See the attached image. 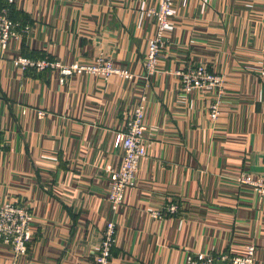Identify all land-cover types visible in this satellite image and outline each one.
<instances>
[{
	"label": "crops",
	"instance_id": "1",
	"mask_svg": "<svg viewBox=\"0 0 264 264\" xmlns=\"http://www.w3.org/2000/svg\"><path fill=\"white\" fill-rule=\"evenodd\" d=\"M159 4L13 0L32 32L0 44V203L30 209L33 234L17 258L0 244V264H95L112 219L111 264H186L189 254L236 255L249 245L264 264V195L238 182L264 172V0H174L158 73L148 78L156 24L147 11ZM19 57L63 65L104 57L134 77L83 74L61 84L58 69L23 70ZM194 64L225 78L217 120L213 93L181 87L177 71ZM141 100L148 156L115 214L116 137Z\"/></svg>",
	"mask_w": 264,
	"mask_h": 264
},
{
	"label": "built area",
	"instance_id": "2",
	"mask_svg": "<svg viewBox=\"0 0 264 264\" xmlns=\"http://www.w3.org/2000/svg\"><path fill=\"white\" fill-rule=\"evenodd\" d=\"M9 4L13 0H8ZM10 8H4L0 13V44L5 47L11 40H24L32 32L29 24H22L11 18ZM174 16V0H160L157 8L147 11V17L156 24L155 34L149 40L145 69L147 77L151 78L158 73V61L162 46L166 40V34L170 28V22ZM15 65L23 70L36 69L44 71L58 69L60 73L59 82L65 84L68 79L75 75L89 74L91 76L111 77L118 75L126 79L134 76L124 69L116 67L113 62L104 57H99L94 64H72L63 65L60 62L48 60H32L19 57ZM182 89L187 93L194 91L213 93L215 100L210 106V117L217 120L221 115L222 101L225 96V78L223 75L213 73L202 64H194L177 71ZM146 104L141 100L125 120V131L116 137V146L123 152V159L118 169H111L113 179L109 187V201L115 214L125 203L126 192L136 185L137 174L140 163L147 158L148 153L143 142L145 134ZM38 116L43 118L44 112ZM238 182L254 187L255 192L264 195V172L258 178L242 174ZM168 211L176 213L177 206H170ZM155 218H162L161 212H153ZM33 214L24 205L10 202L0 203V244L10 247L15 258L27 252L28 245L32 239ZM117 222L115 219L108 221L105 225L101 244L95 256V264H111L112 250L116 243ZM256 247L249 245L242 254H189L186 264H216L217 260L228 264H255Z\"/></svg>",
	"mask_w": 264,
	"mask_h": 264
},
{
	"label": "trees",
	"instance_id": "3",
	"mask_svg": "<svg viewBox=\"0 0 264 264\" xmlns=\"http://www.w3.org/2000/svg\"><path fill=\"white\" fill-rule=\"evenodd\" d=\"M4 8H10L11 10V18L14 20V21H18V18L14 16V10H13V7L12 5L9 4V1L8 0H0V13L1 11L4 9ZM18 22H21V21H18ZM23 23V22H22ZM28 24L27 20L25 21L24 20V24Z\"/></svg>",
	"mask_w": 264,
	"mask_h": 264
},
{
	"label": "rangeland",
	"instance_id": "4",
	"mask_svg": "<svg viewBox=\"0 0 264 264\" xmlns=\"http://www.w3.org/2000/svg\"><path fill=\"white\" fill-rule=\"evenodd\" d=\"M24 58V57H23ZM27 59V58H26Z\"/></svg>",
	"mask_w": 264,
	"mask_h": 264
}]
</instances>
